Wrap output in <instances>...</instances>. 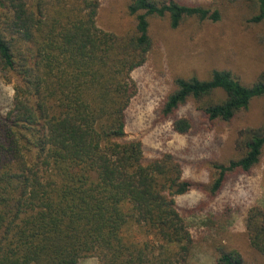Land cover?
<instances>
[{"label": "trees", "instance_id": "1", "mask_svg": "<svg viewBox=\"0 0 264 264\" xmlns=\"http://www.w3.org/2000/svg\"><path fill=\"white\" fill-rule=\"evenodd\" d=\"M226 1L126 0L131 23L98 24L100 0H0V71L16 79L0 115V264H193L196 239L187 214L214 200L233 176L264 159V122L238 132L235 153L212 159L208 180L184 175L170 151L147 157L126 131L138 92L132 72L156 44L155 23L219 21ZM247 21L264 23V0H244ZM264 96V70L253 81L213 67L177 75L158 106L162 121L187 133L179 109L195 102L211 123H229ZM206 201L187 211L179 195ZM250 245L264 255V207L248 210ZM214 264H247L212 242Z\"/></svg>", "mask_w": 264, "mask_h": 264}, {"label": "rangeland", "instance_id": "2", "mask_svg": "<svg viewBox=\"0 0 264 264\" xmlns=\"http://www.w3.org/2000/svg\"><path fill=\"white\" fill-rule=\"evenodd\" d=\"M208 3L210 0H184ZM98 24L101 28L120 31L131 23L125 12L126 0H100ZM219 21L199 24L188 20L177 28L165 21L155 23L156 44L146 62L132 72L138 92L127 109L128 135L139 137L147 157L170 151L183 163L184 175L199 181L208 180L212 159L235 153L239 130L257 127L264 122V96L255 98L250 108L229 123H211L195 102L179 109L192 127L178 133L170 120L162 121L158 106L172 87L177 75L193 72L204 77L213 67L235 71L251 82L264 70V23L250 24L251 9L244 0L226 1ZM16 79L0 71V115L12 103ZM206 201L196 189L177 197L187 211ZM264 207V159L250 175L231 177L221 193L206 205L187 214L186 220L196 244L193 264H214L212 242H224L238 249L247 264H264V255L250 245L246 227L248 210ZM79 264H101L95 256L80 259Z\"/></svg>", "mask_w": 264, "mask_h": 264}]
</instances>
